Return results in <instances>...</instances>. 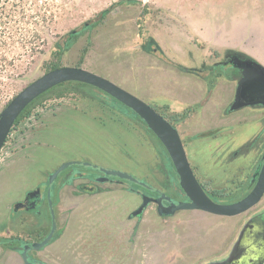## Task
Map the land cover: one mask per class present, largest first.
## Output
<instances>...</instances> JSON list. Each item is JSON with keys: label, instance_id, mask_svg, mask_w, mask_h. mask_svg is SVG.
<instances>
[{"label": "rangeland", "instance_id": "rangeland-1", "mask_svg": "<svg viewBox=\"0 0 264 264\" xmlns=\"http://www.w3.org/2000/svg\"><path fill=\"white\" fill-rule=\"evenodd\" d=\"M117 1L0 0V111L25 86L51 70V49L61 36ZM139 1L145 7L120 6L97 28L80 37L63 56L61 67L95 70L99 75L106 74L112 78L147 76L156 69L166 73L173 66L138 48L143 38L137 35V19H141L144 24L143 36H152L175 64L199 68L203 64L219 62L224 53L231 50L253 57L264 65V0ZM85 48L87 52L81 59ZM158 65L160 68H157ZM103 94L97 95L102 102L120 104ZM99 103V100L93 101L73 94L50 96L36 105L30 116L15 125L0 151L2 236L37 240L42 232L36 230L31 218L20 211L17 213L19 221L11 222V209L14 203L23 199L26 191L43 184L48 172L67 162L92 163L101 168L126 172L164 192L165 178L156 170L158 158L153 147L156 143L153 136L139 126L128 124L127 118L116 115V138L112 142L106 132L101 130V126L108 122V112L97 108L96 104ZM75 104H91L94 107L92 110L86 108L90 110L88 115L91 121L77 116L72 118L69 113H64L56 120L59 113ZM245 109L248 108L241 110ZM249 109L264 114V108ZM227 111L228 109L226 114L230 113ZM184 112L174 116L173 112L162 109L160 114L179 125L187 118L178 121ZM111 120L106 128L113 133ZM198 120V116H193L187 129H195L193 124ZM261 120H264V116ZM51 127L53 128L50 129ZM232 127L233 129H229L233 131L230 137L235 138L218 141L212 137L213 132L203 133L204 136L200 138L182 134L181 140L194 175L209 190H225V193L233 191L251 176L262 158L261 153L252 151L228 161L234 149L255 135L254 122ZM260 129L259 122L258 132ZM112 146L115 152L112 151ZM107 149L116 153L115 161L105 154ZM244 160L247 161L246 165L240 167ZM226 165L230 168L229 173L230 170H235L233 178L223 179V176L215 175L216 172L219 174L224 171ZM147 167L153 168L154 175L149 174ZM68 170L86 173L93 169L71 165ZM55 181L57 203L54 210L58 231L62 230L61 235H116L119 229L123 231V221L116 223V205L120 209L125 206L123 200L116 201V193H124L128 186L132 187L129 181H121L122 184H117L116 181L115 185L100 183L103 190L110 191L94 195H79L74 192L76 185L82 180H75L67 185L61 184V180L53 182ZM45 187L43 184V188ZM139 189L144 194H151L148 190ZM263 204L264 197L255 208L234 217L222 218L210 214V227L230 225L238 218L242 221ZM148 210L157 215L154 205H150ZM181 212L178 211L177 214ZM17 215L13 214L11 217L15 218ZM56 240L47 247L53 246ZM41 257L45 260L43 264H62L49 256Z\"/></svg>", "mask_w": 264, "mask_h": 264}, {"label": "crops", "instance_id": "crops-1", "mask_svg": "<svg viewBox=\"0 0 264 264\" xmlns=\"http://www.w3.org/2000/svg\"><path fill=\"white\" fill-rule=\"evenodd\" d=\"M157 68H160V65ZM167 70L166 73H161L156 69L147 76L114 78L106 74L99 75L94 72L95 70L87 71L108 79L146 104L152 105L159 114L162 109H166L167 112H173L174 116H178L180 112L200 103L206 97L207 84L202 78L183 73L174 66ZM235 88V81L220 76L206 103L200 108L192 109L183 123L177 125L161 115L175 125L181 139L183 133L195 137L206 132H213L212 137H215L216 141L232 138L234 136L230 137V134L233 131H229L233 129L232 126L249 122H254V135L258 132L259 122L264 114L249 108L225 113L233 101ZM91 106V104L69 106L67 111L58 114L56 120L64 113H69L72 118L77 116L90 120L88 112L94 108ZM193 116H198L199 120L193 124L195 129L190 130L187 129V124ZM106 124L101 126V130L110 132ZM216 133H223L225 136ZM110 134L116 136L115 125L113 133ZM246 163L244 160L239 166L243 167ZM227 167L229 166L226 165L224 171L219 174L216 172L215 175L223 176V179L233 178L235 170H230L229 173L230 168ZM116 199L123 200L125 206L124 209H120L116 205V223L123 221V231L119 229L116 235H60L53 246H46L36 253L35 257L40 261L39 264L45 262L42 255L57 259L62 264H198L224 251L241 223V219L238 218L230 225L213 228L210 227V214L202 211H182L170 217H160L148 209L140 220L136 221L132 217V212L140 204V197L126 190L124 193H116ZM105 214L108 217L107 211ZM0 264L23 262L19 253L5 250L0 246Z\"/></svg>", "mask_w": 264, "mask_h": 264}, {"label": "water", "instance_id": "water-1", "mask_svg": "<svg viewBox=\"0 0 264 264\" xmlns=\"http://www.w3.org/2000/svg\"><path fill=\"white\" fill-rule=\"evenodd\" d=\"M230 63L240 69V78L235 81V94L232 103L228 107L229 112L243 108H264V65L249 56H246L245 60H231ZM67 82L86 84L107 94L137 115L155 135L173 165L180 189L188 199L187 202L170 204L165 210L167 214L172 215L178 211L191 210L222 217H234L255 208L263 199L264 155L262 156L260 167L253 174V187L245 197L229 204L215 202L194 175L177 129L150 105L108 79L82 68L63 66L50 70L25 86L7 103L0 111V151L6 143L15 121L24 109L42 94ZM257 105L261 107H255ZM74 164L78 163L67 162L59 165L49 176L48 184L51 185L53 180L63 170ZM101 172L106 176H114L120 180L139 183L136 177L126 172L108 169H101ZM139 184L145 186L143 182ZM46 196L51 209V230L42 241L34 242L31 246L23 248L22 252H20L23 264H34L29 259L28 250L31 249L38 252L53 239L56 223L49 189L46 192ZM151 201L152 199L144 197L142 205L132 212V216L140 215ZM156 203L158 212L161 214V199L156 200ZM263 211L264 204L253 211L251 215H258ZM198 264H264V220L256 216L247 224L244 222L242 226H239L236 235H234L227 248L221 254L204 259Z\"/></svg>", "mask_w": 264, "mask_h": 264}, {"label": "flooded vegetation", "instance_id": "flooded-vegetation-1", "mask_svg": "<svg viewBox=\"0 0 264 264\" xmlns=\"http://www.w3.org/2000/svg\"><path fill=\"white\" fill-rule=\"evenodd\" d=\"M234 59L245 60L246 56L243 53L229 50V51H226L224 53L223 58L218 63H219L220 69H222L224 72L228 73L229 75L236 74L237 80H238L240 78V69L234 67L230 63L231 60H234ZM96 107L97 108L99 107L104 112H108V114H107L108 122H110V119H112L111 121H112L113 125H115V126H116V115H121V116L127 118L128 124L132 123L133 125L139 126L140 128L144 129L146 132L150 133V135H152V136L154 135L147 128V126L143 125L138 119H136L134 117V115L132 114L133 113L132 111H130L129 109L124 110L122 108L124 106H120V104L119 105L118 104L117 105L116 104H109V103H105V102L100 101L99 104H96ZM255 107H261V106L257 105ZM171 124L175 127V125L173 123H171ZM262 126H264V120L262 122ZM14 127L15 126H13L11 132L13 131ZM106 134H107V137L112 142L115 141V138H116L115 135L110 134V132H106ZM9 136H10V134H9ZM154 136H153V138L155 139L156 143H155V145L153 144L154 145L153 147L156 150L157 158H158V165H156V170L164 175V178H165V183L163 186L164 192H160L157 189H154L153 187H151L150 185H147L145 182H143L140 179H137L138 182L139 183H141V182L145 183L144 187H146L147 190L151 192L150 195L142 193V191L139 188L131 187L132 188L131 189L130 186H128V188H127L128 192L133 193V194L140 197V204L137 206L135 211L142 205L144 197L152 199V201L142 210L140 215L132 216L133 219H136V221L140 220V218L142 217V215L144 214V212L148 209V207L150 205L155 206V210L160 217H170V216H173L177 213L176 212L175 214L170 215V214H167L165 212L166 208H168V206L170 204H177L179 202H187L188 201L187 197L185 196V194L183 193V191L179 187L178 180H176L174 177H170V175H166V170H164V169H166L167 159H166L165 154L163 152L164 150L162 149L161 145L158 142V139ZM112 149H113L112 151L115 152L113 146H112ZM105 154L110 156L109 157L110 159H112L114 161L116 160V156H115L116 153H112L110 149H107V152ZM74 165L86 166V167L92 168L93 170L85 173L83 171L72 172V171H69L68 168H66L54 180H56V179L61 180V184L64 183V185L74 183L75 180H82L81 182H79L76 185V187H75L76 189L74 191V192H76V194H79V195H94V194L104 193L105 191L108 192V191H110V189L103 190V188L100 187L99 184L104 183V184L115 185L116 181H117V184H122L121 181H124V180L118 179L117 177L113 178L114 176H106L103 172H101V169H107V168H101L97 165H93L92 163H84V162L81 163L80 162V163L74 164ZM58 166L59 165H57L52 171H50L46 174V180L43 183L46 186L45 188H43V184L40 183L37 185V187L35 189L26 191L23 194V199L21 201L13 204V207H12L11 212H10V218H9L11 222L17 223V221H19V219H20L19 216L17 215V213L22 211L23 214H26L31 218L33 224L36 226V230H39L42 232V234H40V236L37 238V240H34L32 238L25 239L23 237H20L21 239H23L22 250L25 246H31L32 243H34V242L42 241L49 234V232L51 230V226H52L51 213H50L51 209L48 205V200H47V196H46V192L48 189L50 190L52 210L54 212L55 223H56V216H55L54 208H55L56 203H57V198H56L57 185H56V181L52 182V184L49 185L48 184V178ZM111 169H108V170H111ZM147 171L149 172L150 175H154L153 168L147 167ZM199 182L202 185L203 189L208 193V191H210V190L205 187V184L202 181H199ZM139 183H135V184L143 186ZM160 199L162 202V206L160 207L161 214L158 212V205L156 203V200H160ZM13 214H15L17 216L15 218L11 217ZM256 216H258L264 220V211L259 213L258 215H254V216H252L250 213L247 217H245L241 221L240 226H242L244 224V222H246V224H247L248 222H250L251 219L253 220V218H256ZM14 225H16V224H14ZM26 229H29V227H26ZM43 231L46 232L45 235L43 234ZM57 232H58V227L56 224L54 236ZM31 233L32 232H29V235H32ZM54 236H53V238H54ZM53 241L54 240L52 239L50 241V243H52ZM44 248H42L40 251H42ZM40 251H38V252H40ZM38 252L33 251L31 249L28 250V252H27L30 261L33 262L34 264L40 263L39 260L38 261L35 260V258H36L35 255ZM17 253L20 254V252H17Z\"/></svg>", "mask_w": 264, "mask_h": 264}, {"label": "trees", "instance_id": "trees-1", "mask_svg": "<svg viewBox=\"0 0 264 264\" xmlns=\"http://www.w3.org/2000/svg\"><path fill=\"white\" fill-rule=\"evenodd\" d=\"M142 6V2L139 0H118L117 2L112 3L108 8L102 10L100 13H98L96 16L93 18L83 22L81 25H79L77 28L67 32L63 36H61L52 46L51 49V57L53 60L52 63V68L57 69L61 67L60 63L63 58V56L72 48V46L78 41L80 37H82L84 34L92 31L93 29L97 28L103 21L104 19L111 14L116 8L120 6ZM143 16L145 15V9L142 11ZM137 28H138V37L143 38L141 45L139 46L140 50L144 53L147 54H153L156 55L161 61L164 63H167L171 66H174L177 68L179 71L183 73H188V74H193L196 75L200 78H202L206 84H207V95L206 97L198 104L189 107L186 109V111L183 113V115L178 119V121H181L185 119L188 115V113L192 109L200 108L202 107L206 101L208 100L212 90L214 89L216 85L217 78L220 76H224L226 79L230 81H236L237 80V75L236 74H231L229 75L228 73L224 72L222 69L219 68V63L216 62L214 64H203L199 68H187L185 66L175 64L173 63L162 51L161 47L158 45L156 40L152 36L144 37L142 32L144 30V24L141 19L136 20ZM229 51V50H227ZM231 51V50H230ZM87 52V49L85 48L82 51L81 54V59L85 56ZM99 94H103L101 91L98 89L91 87L86 84L78 83V82H67L64 84H60L57 87H54L47 91L46 93L42 94L39 96L37 99H35L30 105H28L24 111L20 114L18 119L15 121L14 126L18 124L23 118H26L30 116L31 110L41 103L44 99L50 96L54 97H62L68 94H73V95H78L83 98H88L93 101H101L99 97L97 96ZM104 95V94H103ZM116 101V100H115ZM102 102V101H101ZM121 105V104H120ZM123 106V105H121ZM136 119H138L143 125H145L139 117H137L134 113H132ZM177 121V120H176ZM263 120L260 121L261 128L259 132H257L252 138H250L248 141H246L244 144L239 146L238 148L234 149L230 156L228 157V161L231 160V158H239L241 156H244L252 151H256L264 155V126H262ZM146 126V125H145ZM154 136V135H153ZM204 135L200 134L195 136V138H200ZM155 137V136H154ZM159 142V141H158ZM161 145V143L159 142ZM162 149L164 150L165 157L167 159L166 162V175H170V177H174L176 180H178L177 175L175 173V170L173 168V165L161 145ZM261 165V160L257 162V165L255 166L253 173L251 176L247 177L240 186L237 187V189L233 192L225 193V190H210L208 191V194L210 197L215 201L219 203H224V204H229V203H234L243 197H245L249 191L253 187L252 179H253V174L254 172L260 167ZM127 181V180H126ZM129 183L137 188H142L147 190L146 187L137 185L135 183H132L129 181ZM131 188V186H130ZM132 189V188H131ZM62 230L58 231L53 240H56L59 238L61 235ZM0 246L5 249V250H13L16 252H21L22 251V246H23V239H21L18 236H10V237H4L0 236ZM36 261L38 259L35 258Z\"/></svg>", "mask_w": 264, "mask_h": 264}]
</instances>
